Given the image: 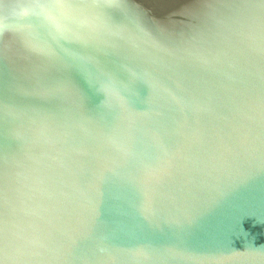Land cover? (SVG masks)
I'll list each match as a JSON object with an SVG mask.
<instances>
[{"label":"water","instance_id":"water-1","mask_svg":"<svg viewBox=\"0 0 264 264\" xmlns=\"http://www.w3.org/2000/svg\"><path fill=\"white\" fill-rule=\"evenodd\" d=\"M0 0L3 264H264V3Z\"/></svg>","mask_w":264,"mask_h":264},{"label":"snow or ice","instance_id":"snow-or-ice-1","mask_svg":"<svg viewBox=\"0 0 264 264\" xmlns=\"http://www.w3.org/2000/svg\"><path fill=\"white\" fill-rule=\"evenodd\" d=\"M50 0H39L41 5V12L46 13L52 11L48 5ZM261 3H264V0H260ZM62 6L69 14H80L81 12V0H61ZM0 199H2V193H0ZM2 225V221H0ZM2 226H0V264H3V243H2Z\"/></svg>","mask_w":264,"mask_h":264}]
</instances>
